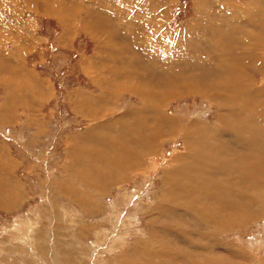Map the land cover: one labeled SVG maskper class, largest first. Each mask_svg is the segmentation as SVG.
Segmentation results:
<instances>
[{
	"label": "rangeland",
	"instance_id": "rangeland-1",
	"mask_svg": "<svg viewBox=\"0 0 264 264\" xmlns=\"http://www.w3.org/2000/svg\"><path fill=\"white\" fill-rule=\"evenodd\" d=\"M263 106L264 0H0V264H263Z\"/></svg>",
	"mask_w": 264,
	"mask_h": 264
},
{
	"label": "bare ground",
	"instance_id": "bare-ground-1",
	"mask_svg": "<svg viewBox=\"0 0 264 264\" xmlns=\"http://www.w3.org/2000/svg\"><path fill=\"white\" fill-rule=\"evenodd\" d=\"M149 31V30H148ZM149 36V35H148ZM14 41V40H13ZM159 65V64H158ZM210 65V64H209ZM166 73V72H165ZM161 76V75H160ZM163 77V76H162ZM181 85V84H180ZM250 89V88H249ZM235 91V90H234ZM239 92V91H238ZM161 93V92H160ZM157 94H159V93H157ZM156 95V94H155ZM210 96V95H209ZM223 96V95H222ZM161 97V96H160ZM159 97V98H160ZM147 98V97H146ZM163 99V98H162ZM162 99H160V100H162ZM159 101V100H158ZM145 103V102H144ZM234 103V102H233ZM147 105V104H146ZM242 105V104H241ZM143 107H146V106H143ZM264 107V106H263ZM148 108V107H147ZM151 108V107H150ZM150 108H148V109H150ZM224 108V107H223ZM254 108V107H253ZM142 109V108H141ZM252 110V109H251ZM159 111V110H158ZM161 111V110H160ZM144 112H146L145 110H144ZM149 112V111H148ZM157 113V112H156ZM162 114H163V111H162ZM143 115V114H142ZM148 115V114H147ZM150 115V114H149ZM148 115V116H149ZM155 115V114H154ZM158 115L160 116V114H159V112H158ZM225 115V114H224ZM241 115V114H240ZM117 117V116H116ZM150 117V116H149ZM152 117V116H151ZM154 117V116H153ZM155 117H156V115H155ZM231 117V116H230ZM229 117V118H230ZM241 117V116H240ZM122 118V117H121ZM124 118V117H123ZM256 118V117H255ZM263 118V117H262ZM158 119V118H157ZM160 119V118H159ZM225 119V118H224ZM234 119V118H233ZM242 119V118H241ZM117 120V119H116ZM152 120V119H151ZM222 120H223V118H222ZM236 120V119H235ZM243 120V119H242ZM119 121V120H118ZM123 121V120H122ZM135 121V120H134ZM149 121V120H148ZM150 122V121H149ZM148 122V123H149ZM239 122V121H238ZM251 122V121H250ZM145 123V122H144ZM151 123V122H150ZM161 123V122H160ZM259 123V122H258ZM119 124V123H118ZM194 124H196V123H194ZM161 125V124H160ZM193 125V124H192ZM205 125V124H204ZM203 125V126H204ZM209 125V124H208ZM215 125V124H214ZM221 125V124H220ZM220 125H217V128H218V126H220ZM224 125V124H223ZM262 125V124H261ZM260 125V126H261ZM142 126H143V123H142ZM141 126V127H142ZM163 126V125H162ZM196 126V125H195ZM200 126V125H199ZM206 126H207V124H206ZM206 126H205V128H206ZM226 126V125H225ZM224 126V127H225ZM210 128H211V126H209ZM215 127H216V125H215ZM197 128V127H196ZM243 128V127H242ZM249 128V127H248ZM202 129V128H201ZM222 129V128H221ZM233 129H234V127H233ZM209 130V129H208ZM212 130H213V128H212ZM223 130H224V128H223ZM198 131V130H197ZM196 131V132H197ZM201 131V130H200ZM205 131V130H204ZM247 131V130H246ZM245 131V132H246ZM259 131H261V130H259ZM130 132V131H129ZM189 132V131H188ZM193 132H194V130H193ZM195 132V133H196ZM206 132V131H205ZM224 132H225V130H224ZM227 132V131H226ZM237 132V131H236ZM242 132V131H241ZM160 133V132H159ZM190 133H191V131H190ZM194 133V134H195ZM198 133V132H197ZM251 133V132H250ZM193 134V135H194ZM200 134V133H199ZM204 134V133H203ZM212 134V133H211ZM221 134H223V133H221ZM238 134H239V132H238ZM244 134V133H243ZM246 134V133H245ZM187 135V134H186ZM188 135H190V134H188ZM192 135V134H191ZM190 135V136H191ZM198 135V134H197ZM253 135L254 134H252V137H253ZM261 135V134H260ZM260 135H257V136H260ZM263 135H264V133H263ZM196 136V135H195ZM229 136V135H228ZM256 136V135H255ZM262 136V135H261ZM185 137V136H184ZM189 137V136H188ZM204 137V136H203ZM218 137V136H217ZM219 137H220V135H219ZM219 137H218V139H219ZM222 137H224V134H223V136ZM230 137V136H229ZM232 137V136H231ZM263 137V136H262ZM132 138V137H131ZM191 138V137H190ZM201 138V136L199 135L198 137L196 136L195 138H193V144H192V146H190L189 147V150H188V153L191 155H189L188 156V158H190V159H192L191 160V162H193V163H195V165H191L192 166V170L193 171H195V169L197 168V167H201V164L203 163L204 164V161H206L207 159H211V158H214V157H212V155H211V153H208V151H211L212 152V150L214 151V153H215V158H217L216 159V161L218 162H222L223 163V166H221V170H224V171H227V172H229L230 170H231V166H230V163H232L234 160H237V161H239L240 162V164L242 165V163H243V159H244V157H248L249 155L246 153V145L245 144H238V145H236V144H234V140L232 139V138H229L230 139V143L229 144H227L228 142H226L225 144H227V146H218V145H216V144H212V148H204L205 146H206V142H205V140H204V138H202V139H200ZM207 138V137H206ZM205 138V139H206ZM221 138V137H220ZM241 138V137H240ZM239 138V139H240ZM244 138V137H243ZM224 139V138H223ZM226 139H227V137H226ZM253 139V138H252ZM263 139V138H262ZM215 140V139H214ZM187 141V140H186ZM220 141V140H219ZM188 142V141H187ZM223 142V141H222ZM261 141H259V142H257V143H260ZM194 143L196 144V145H194ZM246 143V142H245ZM264 143V142H263ZM224 144V143H223ZM251 144V143H250ZM254 144V143H253ZM253 144L252 145H250V146H253ZM187 145V144H186ZM264 145V144H263ZM234 147V149L235 150H233V147ZM255 146H256V144H255ZM232 147V148H231ZM262 147V146H261ZM150 148V147H149ZM252 148V147H251ZM256 148V147H255ZM263 148H264V146H263ZM229 149H232L233 151H234V153L237 155V157H235L234 156V154L231 156V153H230V150ZM249 149V148H248ZM261 149V148H260ZM257 151H258V149H257ZM262 151H264V150H262ZM251 153V152H250ZM252 154H254V152L252 153ZM263 154V153H262ZM251 155V154H250ZM255 155V154H254ZM257 155V154H256ZM255 155V156H256ZM261 155V154H260ZM260 155H259V157H260ZM264 155V154H263ZM178 157V156H177ZM211 157V158H210ZM214 158V159H215ZM182 159V158H181ZM181 159H179V160H181ZM217 162H215V160H214V163H213V168L215 169V164L217 163ZM171 164H173L172 162H171ZM170 164V165H171ZM177 164V163H176ZM175 164V165H176ZM218 164V163H217ZM234 164H235V161H234ZM219 165V164H218ZM231 165H233V163L231 164ZM244 165V164H243ZM241 166V170H244V168H245V166ZM174 166V165H173ZM238 166V165H237ZM240 166V165H239ZM176 167V166H175ZM208 167H210V166H208ZM202 169V168H201ZM226 169V170H225ZM190 170V169H189ZM213 170V169H212ZM236 171H237V169H235ZM234 169H233V171H235ZM239 171V170H238ZM196 172H198V170L196 171ZM202 172V171H201ZM194 173V172H193ZM217 173V172H216ZM226 174V173H225ZM196 175V174H195ZM223 175V174H222ZM198 176V175H197ZM196 176V177H197ZM173 177V176H172ZM190 177V176H189ZM195 177V178H196ZM213 177V176H212ZM186 178V177H185ZM184 178V179H185ZM188 178V177H187ZM186 178V179H187ZM206 178V177H205ZM216 178V177H215ZM174 179V178H173ZM182 179V178H181ZM207 179V181H208V178H206ZM205 179V180H206ZM213 179H214V177H213ZM176 180V179H175ZM174 180V181H175ZM188 180V179H187ZM211 180V179H210ZM179 181H180V179H179ZM186 181V180H185ZM196 181V180H195ZM206 181V182H207ZM213 181V180H212ZM166 182H170V181H166ZM176 182V181H175ZM184 182V181H183ZM187 182V181H186ZM197 182H200L199 180L197 181ZM172 184H173V182H171ZM180 183V182H179ZM202 183H204V182H202ZM208 183V182H207ZM197 185H199V184H197ZM196 185V186H197ZM204 185H205V183H204ZM209 185H210V183H209ZM171 186H174V185H171ZM177 187H179V186H177ZM176 187V188H177ZM171 188V187H170ZM184 188V187H183ZM182 188V189H183ZM174 189V188H173ZM194 189V188H193ZM197 189H199V188H197ZM184 190H186V189H184ZM192 190V189H191ZM182 192H183V190H181ZM187 191V190H186ZM185 191V192H186ZM190 191V190H189ZM197 191V190H196ZM191 194H193V195H191L192 197L191 198H193L194 200H195V202L193 203L194 204V208H192V209H187V207H184V210H187V213L189 214V215H191V216H195L196 215V213L195 212H190L189 210H194L195 209V207H196V205H197V202H199L201 199H202V196L201 195H195L194 194V192L192 191V192H190ZM172 194V193H171ZM189 194V193H188ZM175 196H176V194H174ZM178 195V194H177ZM180 195H182V194H180ZM187 195V194H186ZM188 196H190V195H188ZM170 197V196H169ZM171 198H173V199H176V198H174V196L172 197L171 196ZM172 199V200H173ZM184 199H186V198H184ZM216 199V198H215ZM176 200H178V198L176 199ZM187 200V199H186ZM217 200V199H216ZM189 201V200H188ZM204 201V200H203ZM177 204V203H176ZM183 204V203H182ZM186 203H184V205H185ZM187 204H188V202H187ZM174 205H175V203H174ZM174 205H172L171 207H173ZM167 207H168V205H167ZM236 211V210H235ZM232 212H233V210H232ZM250 216L252 217V215H249L248 216V218H250ZM206 221H208V222H211V219H206L205 220V222ZM193 222L194 223H197V221L194 219L193 220ZM199 222V221H198ZM172 223V222H171ZM213 222H211L210 224H212ZM173 224V223H172ZM178 224V223H177ZM169 225V224H168ZM213 225L215 226V224L213 223ZM179 226V225H178ZM177 226V227H178ZM175 227V226H174ZM180 227H181V224H180ZM170 228H171V226H170ZM198 228H199V232H201L203 229H200V227L198 226ZM172 229V228H171ZM170 229V230H171ZM175 230V229H174ZM181 230V229H180ZM169 231V230H168ZM173 231V230H172ZM176 231V230H175ZM171 232V231H170ZM177 232V231H176ZM181 234H183L182 232H183V230H181V231H179ZM176 234H179V233H176ZM182 235H180V237H181ZM182 237H184V236H182ZM207 238H205V240H206ZM204 240V239H203ZM204 240V241H205ZM196 245H198V244H196ZM196 245L194 246V247H196ZM203 245V244H202ZM200 248V247H199ZM196 249V248H195ZM201 249V248H200ZM199 249V250H200ZM253 256V255H252ZM259 257V256H258ZM178 258V257H177ZM262 260V259H261ZM254 261V260H253ZM261 262H263V264H264V260H262ZM228 264H230V263H228Z\"/></svg>",
	"mask_w": 264,
	"mask_h": 264
}]
</instances>
